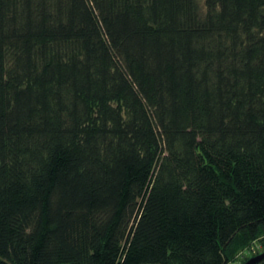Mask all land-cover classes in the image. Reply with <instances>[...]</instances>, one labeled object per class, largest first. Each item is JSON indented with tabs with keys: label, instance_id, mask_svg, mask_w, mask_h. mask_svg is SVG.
Masks as SVG:
<instances>
[{
	"label": "trees",
	"instance_id": "obj_1",
	"mask_svg": "<svg viewBox=\"0 0 264 264\" xmlns=\"http://www.w3.org/2000/svg\"><path fill=\"white\" fill-rule=\"evenodd\" d=\"M261 235L264 0H0V264H231Z\"/></svg>",
	"mask_w": 264,
	"mask_h": 264
},
{
	"label": "rangeland",
	"instance_id": "obj_2",
	"mask_svg": "<svg viewBox=\"0 0 264 264\" xmlns=\"http://www.w3.org/2000/svg\"><path fill=\"white\" fill-rule=\"evenodd\" d=\"M233 247L237 249L238 246L235 244ZM263 252H264V235H261L251 244L243 246L238 251H236V253L232 258L231 264H244L250 258L257 256ZM261 264H264V262Z\"/></svg>",
	"mask_w": 264,
	"mask_h": 264
},
{
	"label": "water",
	"instance_id": "obj_3",
	"mask_svg": "<svg viewBox=\"0 0 264 264\" xmlns=\"http://www.w3.org/2000/svg\"><path fill=\"white\" fill-rule=\"evenodd\" d=\"M264 262V252L254 256L252 258H250L247 262H245L244 264H261Z\"/></svg>",
	"mask_w": 264,
	"mask_h": 264
}]
</instances>
